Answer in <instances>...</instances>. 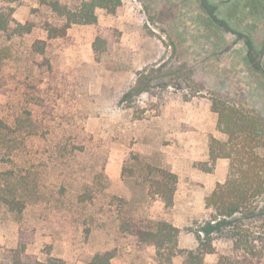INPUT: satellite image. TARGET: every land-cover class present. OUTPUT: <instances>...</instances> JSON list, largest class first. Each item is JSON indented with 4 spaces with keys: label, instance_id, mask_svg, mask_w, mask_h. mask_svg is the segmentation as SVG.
I'll list each match as a JSON object with an SVG mask.
<instances>
[{
    "label": "rangeland",
    "instance_id": "obj_1",
    "mask_svg": "<svg viewBox=\"0 0 264 264\" xmlns=\"http://www.w3.org/2000/svg\"><path fill=\"white\" fill-rule=\"evenodd\" d=\"M51 1L72 10L81 0L0 1L4 17L34 25L20 39L0 37L3 77L15 74L16 60L36 40L46 39L45 22L54 24ZM94 13V24H72L43 56H32V83L53 108L50 120L64 130L57 140L68 170L59 179L32 168L19 173L37 186L42 208L53 201L51 188L61 213L48 218L35 195L24 197L23 216L0 224V264L16 247L18 230L31 224L37 231L23 235L32 239L27 254L40 261L48 253L65 264H85L96 251L116 248L129 264H156L154 248L134 246L135 238L120 249L118 227L145 229L165 220L179 230L203 227L205 197L226 177L220 159L213 165L208 159L217 123L212 100L264 115V0H120L113 12ZM8 78L0 79V106L19 98ZM9 166L0 164V173ZM158 171L176 180L169 207L157 184H167L163 191L170 184ZM3 179L0 174L1 187ZM253 207L257 222L264 195ZM178 238L180 248L195 245L184 231ZM216 247L220 251V241ZM216 259L208 256L205 264Z\"/></svg>",
    "mask_w": 264,
    "mask_h": 264
},
{
    "label": "trees",
    "instance_id": "obj_2",
    "mask_svg": "<svg viewBox=\"0 0 264 264\" xmlns=\"http://www.w3.org/2000/svg\"><path fill=\"white\" fill-rule=\"evenodd\" d=\"M119 4L120 0H81L71 10L61 7L57 1H51L48 6L54 14L51 18L54 24L45 22L43 30L46 39L36 40L21 58L18 57V65L13 67L14 75H8L9 78L0 75V79L11 81L14 86L12 94L21 98L10 106H0V164L10 165L0 173L6 183L4 187L0 185L1 225L9 224L14 214L23 216L22 211L28 208L24 197L29 194L36 196L39 207L46 210L43 214H47L48 218L61 213L59 197L51 188L48 189V199L53 201L46 202L48 206L45 203L42 208L44 200H41V193L34 189L37 186L19 175L32 168L37 174L54 172L59 179L61 173L68 170L61 139L57 140V134L64 130L60 129L58 119L50 120L53 108L49 107L44 97L39 96L40 89L32 83V56H43L51 42L66 37L72 24H94L96 8L113 12ZM33 27L30 21L21 24L4 17L0 10L1 38L9 41L20 39L30 34ZM3 68L0 67V70ZM36 83L38 86L40 81L36 80ZM36 89V92H30ZM211 110L217 115L216 130L225 134L227 140L220 141L209 136V163L213 165L218 159H226L229 163L225 181L217 184L205 197L204 210L208 211L209 220L197 230H179L167 221H157L145 229L133 226L130 230L120 225L115 233L117 239L124 241L120 249H125L129 238H135L134 246L141 244L154 248L156 264H172L176 257H182L179 264H205L206 257L211 255H216L215 264H264V217L257 222L252 221L254 203L264 195V115L257 111L243 113L219 100H212ZM202 170L209 172L211 167ZM158 174L162 181H169L166 191H163L166 183L157 184L165 206L169 207L176 180L174 175L165 171H158ZM37 180L42 182L41 177ZM7 193L11 196L10 200L5 199ZM36 231V225L32 224L24 231L18 230L17 245L5 252L2 264H65L48 253L44 261L27 254V245L32 239L23 235L25 232L35 234ZM181 231L193 236L195 245L192 248H180L178 234ZM219 241L220 251L216 247ZM222 243L226 244L225 247H221ZM115 250L96 251L85 264H110L116 255Z\"/></svg>",
    "mask_w": 264,
    "mask_h": 264
},
{
    "label": "crops",
    "instance_id": "obj_3",
    "mask_svg": "<svg viewBox=\"0 0 264 264\" xmlns=\"http://www.w3.org/2000/svg\"><path fill=\"white\" fill-rule=\"evenodd\" d=\"M218 133L219 135L218 136H216L215 135V133ZM210 136H212V137H214V138H216V139H218V140H220V141H226L227 140V136L225 135V134H223V133H220V132H218L217 130H216V126H215V132H213V133H211L210 134ZM208 139H209V137H208ZM208 146V145H207ZM208 148V147H207ZM219 160V159H218ZM220 165H222V166H225L226 167V169H225V175H227L226 173L228 172V160H226V159H220ZM226 177H224V179H225ZM223 179V180H224ZM225 181V180H224ZM166 221V220H165ZM120 240V239H119ZM118 252V251H117ZM117 252H116V255H115V257L114 258H112L111 260H110V264H129V262H127L126 260H124L121 256H119L118 254H117ZM154 256H155V254H154ZM180 263V262H179ZM178 263V264H179Z\"/></svg>",
    "mask_w": 264,
    "mask_h": 264
}]
</instances>
